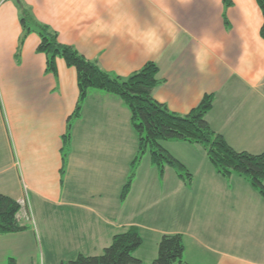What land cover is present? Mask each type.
Masks as SVG:
<instances>
[{"label":"crops","instance_id":"obj_1","mask_svg":"<svg viewBox=\"0 0 264 264\" xmlns=\"http://www.w3.org/2000/svg\"><path fill=\"white\" fill-rule=\"evenodd\" d=\"M21 1L61 44L109 75L124 79L155 64L160 84L153 99L173 114L186 116L212 95L211 129L237 152L264 153L263 16L256 0ZM20 35L16 0H0V195L21 205L18 219L28 228L0 236V264L18 252L33 257L41 236L59 246L57 264L98 257L131 227L142 239L134 254L142 264L156 259L162 236L176 234L188 264H264V199L245 179L216 174L200 146L161 143L191 174L190 184L169 167L161 177L146 154L120 201L137 135L116 96L88 92L70 122L63 168L77 75L61 59L57 76L46 71L36 33L16 57Z\"/></svg>","mask_w":264,"mask_h":264},{"label":"trees","instance_id":"obj_2","mask_svg":"<svg viewBox=\"0 0 264 264\" xmlns=\"http://www.w3.org/2000/svg\"><path fill=\"white\" fill-rule=\"evenodd\" d=\"M226 6L230 0H223ZM263 16L260 36L264 40V0H256ZM20 14L21 35L18 40L16 57L20 55L26 38L31 33L39 37L36 52L46 58V71L57 76L56 61L61 59L73 68L77 75L78 100L75 111L69 118L62 137L63 168L71 145V120L80 115L82 103L90 90L101 91L118 97L130 111V124L137 135V154L131 162L130 174L124 184L120 201L123 202L131 189L137 164L143 156L149 155L153 166L162 177L165 167L174 170L178 178L190 184L191 174L186 168L163 149V142H184L200 146L216 174L228 179L237 175L264 199V153L252 155L233 150L209 126L206 115L212 108L213 96H204L200 104L186 116L169 112L153 99V90L160 84L158 67L147 63L141 70L128 78H119L103 72L95 63L81 56L74 48L59 42L57 34L47 26L36 22L30 10L16 0ZM63 168L61 174L63 172ZM21 205L11 198L0 195V236L25 232L18 219ZM142 246V239L136 228H128L115 235L111 244L98 257L78 255L67 264H142L134 257ZM184 246L181 235H164L160 239L157 257L151 264H188L184 261ZM6 264H17L13 258Z\"/></svg>","mask_w":264,"mask_h":264},{"label":"rangeland","instance_id":"obj_3","mask_svg":"<svg viewBox=\"0 0 264 264\" xmlns=\"http://www.w3.org/2000/svg\"><path fill=\"white\" fill-rule=\"evenodd\" d=\"M147 156V155H146ZM41 241L38 239L36 241V245L33 247V257L27 256L25 252H18L17 258L19 259V264H57L61 259L59 254L60 250H58L59 246L54 242V239H50L51 246H47L45 240L40 237ZM12 257V256H11ZM14 258V257H12ZM33 259V263L31 260ZM65 264H67L71 259L74 260L75 258H63Z\"/></svg>","mask_w":264,"mask_h":264}]
</instances>
